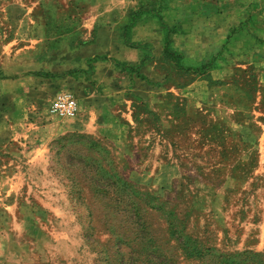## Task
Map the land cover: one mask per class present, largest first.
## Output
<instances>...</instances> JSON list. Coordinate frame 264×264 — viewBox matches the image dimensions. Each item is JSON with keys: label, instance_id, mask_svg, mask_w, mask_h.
Segmentation results:
<instances>
[{"label": "rangeland", "instance_id": "374dc122", "mask_svg": "<svg viewBox=\"0 0 264 264\" xmlns=\"http://www.w3.org/2000/svg\"><path fill=\"white\" fill-rule=\"evenodd\" d=\"M236 2L0 0V36L22 22L44 36L43 69L77 103L0 129L45 138L39 164L0 146L13 228L31 210L44 229L25 238L29 264H264V63L238 65L255 42L236 32L264 25V2ZM28 183L45 184L53 212L25 205Z\"/></svg>", "mask_w": 264, "mask_h": 264}, {"label": "crops", "instance_id": "0c3cea01", "mask_svg": "<svg viewBox=\"0 0 264 264\" xmlns=\"http://www.w3.org/2000/svg\"><path fill=\"white\" fill-rule=\"evenodd\" d=\"M238 1V0H237ZM255 0H245L240 1V5H245L249 7L251 3H254ZM264 2V0H262ZM239 3L236 2V6L239 7ZM262 13H264V5L260 7ZM249 11V8L247 9ZM198 11V10H197ZM245 11V12H248ZM214 13H219V11H212ZM251 27H246V24L242 25L240 22L236 25V32L240 30V27L244 28L245 33L248 35L249 39H253L255 42V47H252V51H246L243 53L242 51L238 52L237 59L240 60L238 65H244L250 67L251 65L264 63V25L258 29L255 21L251 23ZM23 22L19 26L17 24L16 27H8V32H12V28L15 29V37H12L9 33L7 36L4 32V37L0 36V60L5 61H13L14 59H20L21 64L13 65V70L15 72L10 71V67L7 65H3L1 67L2 71H0V129L6 127L13 126H25L29 123V119H24L19 117V114L22 111L27 112L28 115L31 114V109L35 110L36 113L45 110V104L51 100V102L56 98L59 94L57 90V84L54 82L55 79L51 74H47L44 63L45 59L43 57L44 51L43 47L45 46V37L38 36L35 38H30V34L27 31L28 27H24ZM220 24H212L213 29H221ZM240 26V27H239ZM7 27H5L6 30ZM17 28V29H16ZM21 28L22 35L21 38L18 35V31ZM238 33V32H237ZM8 34V33H7ZM17 35V36H16ZM227 38V36H226ZM15 44V48H13ZM35 46H34V45ZM219 46L222 47V44ZM11 47V50H10ZM32 47V49H31ZM259 48V53H254ZM10 50V51H9ZM220 51V50H219ZM42 55V58L40 55ZM12 56V58L7 57ZM15 56H17L15 58ZM32 61L33 66H30V62ZM20 66L21 73H16L17 68ZM5 105V106H4ZM8 106H11L9 110H7ZM12 114L13 118L4 119L2 115L4 112ZM14 115H18V117H14ZM44 120L39 118L37 122H35L33 126L36 129L41 126L46 127L47 124H44ZM80 121L72 122V126L74 128L80 125ZM260 124L264 125V123ZM43 131H46L44 129ZM11 131H2L0 130V146L4 145L3 148L7 149H16L18 148L14 146L18 143L22 146V151L24 157H27L28 162L36 159L37 163H40V159H42V152L44 150L45 138L37 139L34 145H27L26 143L33 142V136L27 133H10ZM258 138V137H257ZM32 140V141H31ZM22 142L24 144H22ZM13 144V145H12ZM26 146V148H25ZM19 152V151H18ZM42 161V160H41ZM34 166V165H33ZM40 166V165H39ZM6 192L3 195L0 194V206L3 209H0V215L5 217V221H7L6 227L3 229V233L0 232V264H29V256H28V245L29 242L25 240L28 238L29 241L35 239L37 240V244L39 243L41 236H43V227H39L34 221L35 214H31V210L29 214L23 216V214L19 215L24 218V231L21 235V231H15L13 228L12 220L15 216L12 208L9 205L13 204V199L11 198V192H9V184L6 185ZM24 184L21 186L23 188ZM29 186V190L36 192L33 193L30 197L25 199L28 206L37 205L43 209L42 213L53 212L51 208L50 197L45 192V184L41 185L38 183L27 184ZM3 187L0 185V189ZM30 195V194H29ZM41 213V212H40ZM31 214V215H30ZM23 227V225H22ZM36 231V233H32L30 228ZM21 229V227H20ZM44 230V229H43ZM19 234V235H17ZM46 235V234H45ZM24 236V237H23ZM47 236V235H46Z\"/></svg>", "mask_w": 264, "mask_h": 264}, {"label": "built area", "instance_id": "2783aa9c", "mask_svg": "<svg viewBox=\"0 0 264 264\" xmlns=\"http://www.w3.org/2000/svg\"><path fill=\"white\" fill-rule=\"evenodd\" d=\"M76 111V100L68 92L58 94L51 104V112L61 117H73Z\"/></svg>", "mask_w": 264, "mask_h": 264}, {"label": "trees", "instance_id": "16d2710c", "mask_svg": "<svg viewBox=\"0 0 264 264\" xmlns=\"http://www.w3.org/2000/svg\"><path fill=\"white\" fill-rule=\"evenodd\" d=\"M209 63H211V61H209V62L207 63V65H209ZM205 64H206V63H205ZM205 64H203L202 66H205ZM202 66H201V67H202Z\"/></svg>", "mask_w": 264, "mask_h": 264}]
</instances>
